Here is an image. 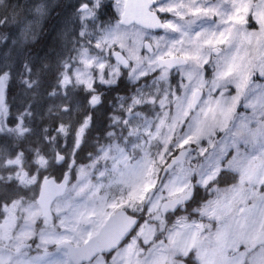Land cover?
Instances as JSON below:
<instances>
[{
	"label": "rangeland",
	"instance_id": "rangeland-1",
	"mask_svg": "<svg viewBox=\"0 0 264 264\" xmlns=\"http://www.w3.org/2000/svg\"><path fill=\"white\" fill-rule=\"evenodd\" d=\"M6 1L0 0V5L4 17L11 19ZM35 1L36 23L20 26L21 38L11 44L28 36L39 37L47 10L59 3ZM100 1L80 13L82 2L72 15L64 14V20H59L61 28L73 24L66 28L72 36L69 44L67 34L60 36L66 55L58 75L62 88L57 111L69 123L80 113H88L95 100L92 109L99 112L101 95L96 92L115 85L123 73L136 86L128 96L117 98L110 109L113 116L108 125L112 128L105 137L112 140L96 145L86 164L73 163L71 156L67 161L76 183L55 202L57 230L42 232L41 248L58 241H86L118 209L139 215L148 192L157 187L167 159L193 149L186 163L167 174L147 206L144 221L113 261L124 264L129 250L146 247L145 257L133 252L131 264H186L183 260L191 251H195L192 262L199 264H264V0H156L153 10L165 26L158 34L117 22L101 23L97 17ZM110 1L118 20L125 0ZM17 29L7 22L4 37ZM146 41L154 49L152 55L143 51ZM214 49L217 56H213ZM116 51L125 57L128 69L122 70L113 61ZM173 56H181L188 65L174 72L157 69V59ZM21 58L14 55L11 66L19 65ZM5 63V56L0 57L2 79L8 72ZM15 73L18 78L22 75L21 70ZM197 89L204 95L192 113ZM0 112L1 121L6 122L1 131L8 135L24 131L20 117L8 121L7 103ZM89 123L88 116L75 128L76 147L85 140ZM70 127L59 128L62 139ZM6 160L8 177L14 173L15 179H37L35 174L23 175L21 155ZM37 165L44 167L47 162L39 160ZM221 172L235 175V182L216 185ZM194 179L206 200L195 209L182 211L170 223L163 245L159 235L165 225L159 208L183 194ZM31 197L7 207L20 210L25 237L33 233L40 218L36 195ZM4 230L5 223L0 227V245L4 244ZM49 255L15 258L0 249V264H65L62 258Z\"/></svg>",
	"mask_w": 264,
	"mask_h": 264
},
{
	"label": "trees",
	"instance_id": "trees-1",
	"mask_svg": "<svg viewBox=\"0 0 264 264\" xmlns=\"http://www.w3.org/2000/svg\"><path fill=\"white\" fill-rule=\"evenodd\" d=\"M78 4L77 0H59L55 13L58 17L54 18L51 24V35H45L41 41H38L30 50L31 54L25 55L21 63L14 67L11 66L13 60H6V70L10 73V78L7 82L6 100L10 107L9 122H15L20 117L23 122L24 131L17 135H8L5 131H0V150L3 149V154L0 157L8 156V150L13 149L19 151L22 163L30 165L32 169L37 167L39 160L44 159L49 166L55 165V153L62 151L60 141L62 138L59 133V128L71 124L68 134L70 152L73 149L75 141V128L82 126L85 123V118L92 116V124L87 129V136L84 140V145L76 153V164H86L87 156L94 153L95 146L99 142H103L105 131L109 129L106 125L109 122L108 115L111 113L110 109L114 101L123 96L131 94L135 86H130L125 76H123L116 85L107 88L102 92V108L98 113L93 114L80 113L77 119L71 120L69 123L62 117L61 111H57L58 97L60 96L61 84L58 81V75L62 69V58L66 55L60 47L61 39L64 33L68 36L66 38V45L72 41V36L69 37L66 27H62L59 23L62 14L68 12L72 15L74 6ZM63 6V8H62ZM70 29V28H68ZM71 30V29H70ZM21 70L22 75L18 78L15 71ZM25 78V82L22 80ZM142 84L145 81H141ZM139 86V85H137ZM81 95V93H79ZM84 119V120H83ZM5 123L4 125L5 129ZM73 123V124H72ZM75 123V124H74ZM97 134V135H96ZM98 136H101L100 138ZM105 137V136H104ZM95 142V143H93ZM92 145V146H90ZM63 164L58 169L64 170ZM235 182V175L229 172H221L215 184L224 187ZM14 195V188L12 185H3L0 187V198L4 196L6 200L9 196ZM206 195L200 198L199 201H204ZM3 200V201H4ZM6 203V201H4ZM3 202L0 201V208Z\"/></svg>",
	"mask_w": 264,
	"mask_h": 264
},
{
	"label": "flooded vegetation",
	"instance_id": "flooded-vegetation-1",
	"mask_svg": "<svg viewBox=\"0 0 264 264\" xmlns=\"http://www.w3.org/2000/svg\"><path fill=\"white\" fill-rule=\"evenodd\" d=\"M61 1L62 2L64 1V4H66V2H67V0H61ZM94 1L95 0H77L78 4H80L82 2H84V4L81 7H79L78 4L76 6H74V11L78 6L79 7L78 11L80 13L88 12L90 10V7H91L90 5H93ZM6 2L8 5L7 9L10 11L11 19H7L4 17L3 4H1L0 5V57L5 56L6 60L7 59L13 60L14 55H17V56L21 55V57H24L25 55L31 54L30 50L35 46V44L38 41H41L45 37L48 36L47 38L49 40V35H51L52 21L54 20V18L58 17V15H57V12L55 13V11H57V10H54L53 7H50L47 10V15H45L43 18L44 23L41 26V28H43V29H42L41 35H39V37H37L38 39L36 37L31 38V36H28V38L26 40L22 39L18 43L15 42L14 44H11L10 42H12L13 40L18 41V38L20 37V29H19L20 26H26V23L29 21L36 23V20H37V14H36V8H35L36 1L35 0H7ZM156 4H157V1H156ZM156 4L154 5V7L156 6ZM62 8H63V6H62ZM113 10H115V9H114V5H113L112 1L101 0L100 5H98V15H97L98 20L101 23L117 22L116 14L114 13ZM63 12L64 13L62 15L68 13L65 11H63ZM7 22H9L10 24L13 23V26L15 28H18L17 29L18 31L15 30L13 32V34H11L8 38H6L7 36L4 37V34H3L4 24H6ZM72 24L73 23L71 21L67 25H72ZM43 31H46L45 35H47V36L43 37ZM22 37H23V35H22ZM32 39H33V41L31 42ZM117 65L120 66L122 70H126L129 67L128 63H126L124 65V67L120 64H117ZM124 74L125 73H123V75L119 78V80L124 76ZM3 75L4 76L6 75V76L2 79L3 76L0 75V89L2 90V93H3V103L0 105L1 110L4 108V105H6V102H7V100H6V89H7V87L6 86H7L8 80L10 78V73L8 71V72H5ZM112 86H114V85H112ZM103 91L104 90L98 91L96 93L100 94L102 97ZM93 101H94L93 104H91V102H90L89 111H91V112H93V114H95L98 112H95L92 109V107H94L96 104V101L95 100H93ZM102 103H103V101L101 98V107H102ZM114 104H115V101H114L112 106H114ZM0 116H1V112H0ZM112 116H113V112H111L108 115L109 121H110V118ZM93 119L94 118H92V116H89V120H90L89 127L93 123L92 122ZM3 122H5V121L3 119L1 121V119H0V129L4 128V125L2 124ZM108 123H107L106 127L107 128L109 127V129L112 128L111 126L108 125ZM64 127L66 128V126H64ZM105 134H106V131H105ZM86 136H87V133L85 135V139H86ZM104 136H103L104 139L112 140V139H108ZM67 137H68V135L64 139H62V141H60V146H61L62 151H60V153L59 152L55 153V165L54 166H49V164L47 163V165L44 167L37 165L38 167L34 166V169H32V168H30V165H24V163H22L23 175L27 174L28 175L27 177H29V176H32L35 174V177L37 176L36 177L37 179H35V180L27 179L24 177L15 179L14 173L9 174V175H12L11 176L12 178L8 177V174L5 175L4 164L7 161L6 158L9 159V158H15L16 156H19L20 152L18 150L15 151L13 149H10V150H8V152L10 153V154H8V156L2 155L0 157V187H3V185L7 184V185H12L14 188V195L13 196H9L6 200L3 199L4 196H2L0 198V201L3 202L1 204V208H0V227L2 225H4V223L6 225V230L3 231V235H2L3 237L1 239L4 244L0 245V249H2L4 252H6V254L11 255L12 257L26 259L28 257L35 256L39 253H41V254L47 253V254H51V255H49L50 257L54 256V258H58V257L62 258L63 261L65 262V264H73L68 257L67 251L65 249L59 247L61 244L70 243V242H68L66 240L65 241H58L56 243L48 245L46 248H41L42 245H40V242H39L40 235H42V232H44L48 228H50L51 230L53 229L56 233L57 227H55V225L57 223L56 222L57 216H55V213L53 212V206H54L55 202L57 200H59L60 198L64 197L66 192L70 189V187L72 188V186H74V184L76 183V180L72 179V175H71L72 169H71V167H68L67 161L72 158L71 161L76 164V158H75L76 153L80 150V147L83 146L85 142H84V140L81 141L82 143H81L80 147H78V146L76 147V145H74L73 149L70 152L69 151L70 150L69 141H68ZM98 137L100 138L101 136H98ZM99 143H103V142H99ZM135 143H137V142H135ZM135 143H133V145ZM192 151H193V149H192ZM0 153L3 154V149L0 150ZM57 154H60L64 157V159L60 165L56 164ZM70 156H71V158H70ZM42 161H45V160L42 159ZM45 162H47V161H45ZM63 164L65 165L64 170L63 169L59 170L58 168L61 167ZM15 170H17V167L15 168ZM70 170H71V172H70ZM70 176H71V178H70ZM45 177L48 179H52L54 181V183L57 185L63 183L64 184V195L59 197L58 199H56L51 204L49 217L43 216L41 210L39 209L40 210V218L34 224L33 233L31 235L25 237L22 235V232H21L22 218H21L20 210H17V209L16 210H13V209L9 210L7 207L16 201L20 202V201L25 200L26 199L25 197H27V195H31L32 196L31 198H34L36 195V201H37V206H38V198H39V194H40L42 184H43ZM193 178H195V177H193ZM189 190L192 193L191 200L189 202H187L186 204H184L177 212H175V213H167V212L162 213L160 211L162 219H163L162 224L165 225L164 228L162 229L160 235H159L160 242L163 245H166V242H167L166 233H167L168 227L170 226V223H172L182 211H187L188 209H195L200 205V204H198L200 202L199 199L203 198L204 191L195 186V179L191 180L189 187L187 188V190L184 193H187ZM3 200L6 201V203ZM205 200H206V198H205ZM38 208H39V206H38ZM160 208H161V206H160ZM160 208H159V210H160ZM146 213H147V207L146 208L144 207L139 215L135 214L133 216H137V217L143 219V221H144V217H145ZM202 231H205V230L202 229ZM58 237H60V234H56V238H58ZM20 239L22 241L19 242L18 240H20ZM85 242L86 241H83L81 243H76V244H72V243H70V244H72L74 246H80V245L84 244ZM10 243H12L11 245L13 247H11V246L9 247ZM127 243L128 242H126L122 247H120L115 252H112L109 254H103V255L100 254V255L96 256L92 261L82 263V264H118V259H117V261H113V258L115 257L116 253L120 249H122ZM145 248L146 247H144V248H136L135 247L133 250H131V251L129 250L127 252V254L125 255L124 264H131L132 263L131 255L133 254V252H135V253L137 252L140 255H143L145 257V252H146ZM162 252L165 253V249H163ZM194 256H195V251H191L189 253L188 257L184 258L183 261L186 264H199L196 261L192 262L191 257H194ZM162 264H163V262H162Z\"/></svg>",
	"mask_w": 264,
	"mask_h": 264
},
{
	"label": "water",
	"instance_id": "water-1",
	"mask_svg": "<svg viewBox=\"0 0 264 264\" xmlns=\"http://www.w3.org/2000/svg\"><path fill=\"white\" fill-rule=\"evenodd\" d=\"M156 4L155 0H125L122 8V13L118 20V25L122 27L137 26L143 30L152 33H160L165 30V26L159 17V15L152 10ZM82 10V9H81ZM144 51L148 54H153V48L149 42L144 43ZM213 55H218V50H213ZM115 62L124 65L126 62L119 52H115L112 55ZM158 70L167 69L174 71L178 68H184L187 66V61L179 56L160 58L157 61ZM203 97L201 90H195L192 96V102L190 111L194 112L199 105ZM3 103V93L0 89V105ZM94 101H91L93 104ZM188 151L175 154L163 167L159 182L156 188L151 189L148 192L144 207L146 208L160 188L163 180L169 171H171L176 165L185 161ZM64 157L57 154L56 164L60 165ZM64 195V184H55L52 179L44 178L42 188L38 198V206L43 216H50L51 204ZM192 198V193L189 190L181 196L169 199L165 201L160 211L162 213H175L184 204L189 202ZM142 219L129 214L124 209H118L112 215H110L105 223L101 226L98 232L88 239L84 244L80 246H74L70 243L61 244L59 247L67 251L68 257L73 264H82L92 261L96 256L109 254L120 248L137 230L141 224Z\"/></svg>",
	"mask_w": 264,
	"mask_h": 264
}]
</instances>
